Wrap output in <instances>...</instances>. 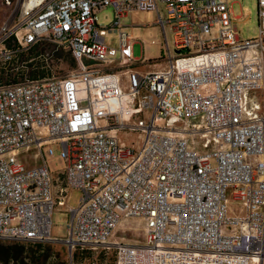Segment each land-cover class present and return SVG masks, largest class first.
Wrapping results in <instances>:
<instances>
[{
  "label": "built area",
  "instance_id": "obj_1",
  "mask_svg": "<svg viewBox=\"0 0 264 264\" xmlns=\"http://www.w3.org/2000/svg\"><path fill=\"white\" fill-rule=\"evenodd\" d=\"M26 1L0 24V71L45 40L76 67L0 83V240L63 241L67 264H101L111 248L112 264H264V0L255 38L240 37L227 0ZM108 7L104 26L97 12ZM133 10L157 15L158 69H139L132 54L122 19ZM119 130L140 131L141 147ZM53 143L65 162L56 171ZM228 188L243 214L228 213ZM66 204V236H53ZM130 218L143 221L141 240L115 237Z\"/></svg>",
  "mask_w": 264,
  "mask_h": 264
},
{
  "label": "rangeland",
  "instance_id": "obj_2",
  "mask_svg": "<svg viewBox=\"0 0 264 264\" xmlns=\"http://www.w3.org/2000/svg\"><path fill=\"white\" fill-rule=\"evenodd\" d=\"M16 0H13L11 5H4L0 0V24L11 14L14 9V4ZM228 4L232 9V17L234 23L237 27L239 35L241 38H255L259 33V20H258V8L257 0H227ZM98 22L104 26L110 25L113 20V14L111 8H105L97 12ZM157 15L155 12L151 11H140L133 10L130 11L123 19L122 22L125 24L124 30L132 34L135 39L133 44L132 54L134 57L143 58L144 63L138 65L139 69L156 68L159 64H164L167 57V52L164 44V36L162 29L156 22ZM167 35L170 41L173 39V32L168 28ZM118 32L112 30L107 33L106 41L109 44L117 45ZM55 44L54 48L48 51L43 58L46 63L50 66V75L48 76H64L67 75L71 70L76 67V61L70 51L64 50L58 43L48 40ZM171 49L174 51V46L171 44ZM20 79V77H15ZM13 76L9 77L7 74L0 71V83L12 81ZM126 77L122 76L121 87L123 90L127 89L125 87ZM262 93V92H261ZM261 95V94H260ZM264 90L262 97L260 99L262 104ZM151 108L145 110L144 117L146 119L150 118ZM117 136L124 144L129 145L133 148L139 149L142 145L143 135L140 131H126L119 130ZM48 146H45L44 151L47 150ZM54 154L49 155L46 161L51 169V171H56L62 169L65 165L63 159L59 156L60 145L58 143H53L51 145ZM30 153H33L31 151ZM22 157V155H21ZM43 159L39 158V163H42ZM31 165H33L31 163ZM80 192L78 190H72L70 192V197L68 203L71 206H76ZM228 198V213L231 214H243L244 207L237 201H235L231 196V189L227 190ZM68 204L60 206L54 211L52 215V235L57 237L66 236V222L68 220L67 209ZM142 227L143 221L139 218H130L121 223L119 228L115 233V237L118 239H123L125 241H135L142 239ZM58 246H65L63 241H51ZM14 243H23L20 241L12 240H0V248L2 246H7ZM67 255V251H66ZM88 256V255H87ZM100 258L101 264H112L114 259V249H109L107 254H101L98 256ZM99 262V263H100ZM1 264V262H0ZM81 264H92L90 260H86Z\"/></svg>",
  "mask_w": 264,
  "mask_h": 264
},
{
  "label": "trees",
  "instance_id": "obj_3",
  "mask_svg": "<svg viewBox=\"0 0 264 264\" xmlns=\"http://www.w3.org/2000/svg\"><path fill=\"white\" fill-rule=\"evenodd\" d=\"M55 44L41 41L32 45L28 50L17 55V67L12 70H3L12 81H22L25 77L37 78L50 75V66L43 56L49 50L55 49ZM20 77L16 79L15 77ZM9 82V81H8ZM66 246H58L52 242L36 241L29 243H14L0 248L1 264H67ZM74 258L79 256L78 251L73 253Z\"/></svg>",
  "mask_w": 264,
  "mask_h": 264
},
{
  "label": "crops",
  "instance_id": "obj_4",
  "mask_svg": "<svg viewBox=\"0 0 264 264\" xmlns=\"http://www.w3.org/2000/svg\"><path fill=\"white\" fill-rule=\"evenodd\" d=\"M164 64H159L158 65V67H156V68H147L146 70H148V69H158V68H160V67H162ZM145 70V69H144ZM262 92V93H261ZM261 94V95H260ZM262 95H263V90H261L260 92H258V96H259V99H260V96L262 97ZM260 101H261V99H260ZM263 101H264V97H263ZM262 102V101H261ZM264 106V105H263Z\"/></svg>",
  "mask_w": 264,
  "mask_h": 264
},
{
  "label": "bare ground",
  "instance_id": "obj_5",
  "mask_svg": "<svg viewBox=\"0 0 264 264\" xmlns=\"http://www.w3.org/2000/svg\"><path fill=\"white\" fill-rule=\"evenodd\" d=\"M34 2V0L26 1L27 5H31Z\"/></svg>",
  "mask_w": 264,
  "mask_h": 264
}]
</instances>
